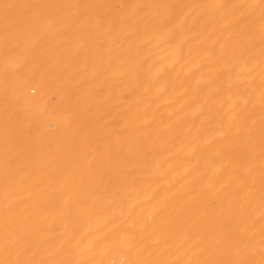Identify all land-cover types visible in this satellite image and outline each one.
Instances as JSON below:
<instances>
[{
  "label": "bare ground",
  "instance_id": "1",
  "mask_svg": "<svg viewBox=\"0 0 264 264\" xmlns=\"http://www.w3.org/2000/svg\"><path fill=\"white\" fill-rule=\"evenodd\" d=\"M0 264H264V0H0Z\"/></svg>",
  "mask_w": 264,
  "mask_h": 264
}]
</instances>
